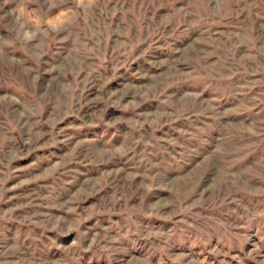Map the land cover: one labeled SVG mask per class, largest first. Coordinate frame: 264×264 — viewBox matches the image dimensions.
Instances as JSON below:
<instances>
[{
  "label": "rangeland",
  "instance_id": "rangeland-1",
  "mask_svg": "<svg viewBox=\"0 0 264 264\" xmlns=\"http://www.w3.org/2000/svg\"><path fill=\"white\" fill-rule=\"evenodd\" d=\"M0 264H264V0H0Z\"/></svg>",
  "mask_w": 264,
  "mask_h": 264
},
{
  "label": "clouds",
  "instance_id": "clouds-1",
  "mask_svg": "<svg viewBox=\"0 0 264 264\" xmlns=\"http://www.w3.org/2000/svg\"><path fill=\"white\" fill-rule=\"evenodd\" d=\"M89 2H90L91 4H94V3H95V0H89Z\"/></svg>",
  "mask_w": 264,
  "mask_h": 264
}]
</instances>
